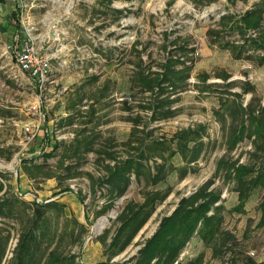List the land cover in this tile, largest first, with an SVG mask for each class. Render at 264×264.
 Returning a JSON list of instances; mask_svg holds the SVG:
<instances>
[{"label":"rangeland","instance_id":"1","mask_svg":"<svg viewBox=\"0 0 264 264\" xmlns=\"http://www.w3.org/2000/svg\"><path fill=\"white\" fill-rule=\"evenodd\" d=\"M260 1L113 0L107 6L102 0H16L13 19L20 29L19 41L27 40L28 30L34 46L50 58L51 71L49 82L40 93L23 74L20 77L25 85L9 78L11 65L5 66L6 60L0 59V75L3 72L6 82L7 78L12 81L15 92L11 109L4 107L9 105L4 101L6 97L0 100V110L10 112L0 120V146L13 151L10 160L0 157V174L13 187L21 174L26 177L31 188H24L26 191L22 193L31 190L36 196L57 189L45 199L37 198L51 201L50 197L59 195L57 200L63 198L67 207L66 215L77 218L79 213L86 231L82 244L73 250L75 264H111L98 237L104 230H109V238L115 233L120 225L117 216L128 203L141 204L145 189L170 188V194L162 203H156L130 245L111 262L124 264L135 255L180 198L190 195L216 174L219 159L247 164L255 170L264 167V148L261 151L256 148L260 142L254 144L244 138L233 149L228 148L231 117L224 106L232 101L243 106L251 104L255 110L264 106V65L256 63L261 51L247 45L235 58L225 44L239 46L241 35L232 23L220 25L223 16H233L236 22ZM209 30L218 33L209 35ZM246 33L248 38L256 36L254 31ZM168 61L176 69L187 67L189 77L181 88L168 89L159 97L173 100L169 104L173 114L152 120L150 109L140 106L153 101L155 96L140 93L136 72L140 67L162 72ZM224 76L227 79H222ZM243 88L252 91L244 94ZM234 92L238 95H231ZM33 105L45 111V121L38 123L36 113L29 110ZM128 105L132 108L127 109ZM236 118L240 125L241 113ZM136 120L139 140L167 141L181 129L202 124L205 131L201 156L190 165L183 179H179V171H174L164 181L146 185L142 177L138 181L131 176L125 194L110 203L105 166L137 154L135 149L122 145ZM25 128L37 131L27 144L23 141ZM84 138L93 142L90 151H83ZM80 141V152H76ZM168 148L166 143L162 151L167 154ZM52 149L53 155L46 159ZM154 160L160 162L155 158L149 163ZM24 162H32L28 166L44 164L43 171L30 172L40 177L30 179L25 174ZM170 162L176 167L184 165L178 154ZM47 172L52 174L50 179L43 177ZM214 178L225 208L223 227L235 239L228 242L222 257L212 258L211 249L193 238L182 250L180 259L186 261L202 253L209 264H246L249 259L264 262V225H259L264 186L250 193L244 211L239 212L234 209L238 201L233 182L224 180L223 171ZM17 191L11 187L8 198H16ZM104 207L109 208L103 215L95 216ZM0 226L10 232L2 261L9 264L19 228L12 219L0 221Z\"/></svg>","mask_w":264,"mask_h":264},{"label":"trees","instance_id":"2","mask_svg":"<svg viewBox=\"0 0 264 264\" xmlns=\"http://www.w3.org/2000/svg\"><path fill=\"white\" fill-rule=\"evenodd\" d=\"M112 1L102 0L107 6H110ZM212 1L214 0H208V3ZM263 14L264 1L261 0L245 11L236 22L233 16L221 18L220 25L232 23L241 35L242 44L239 46L233 43L225 44L235 58H238L242 49L249 45L261 51V55L256 58V63L264 65ZM248 31H254L256 36L248 38L246 36ZM214 33L218 32L208 31L209 35ZM188 77L187 67L176 69L169 61L163 65L162 72H150L140 67L136 72L140 93L155 96L153 101L142 103L141 109H150L152 120H162L171 116L173 112L169 104L173 100L159 97L168 89L176 91L177 88H181ZM218 77L221 76L218 75ZM222 79H227V76ZM251 91V88L242 89L244 94ZM231 95L238 94L234 92ZM226 104L225 109L231 117L228 148L233 149L236 143L248 138L254 144L257 141L260 142L256 148L258 151L263 150L264 106L255 110L251 108V104L243 106L235 101H232V104ZM131 108L132 105L127 106V109ZM240 113L241 124L238 125L236 115ZM6 115L8 113L0 114V118L4 119ZM135 122L132 124L129 138L122 145L128 149H135L137 154L127 155L122 160L112 164L109 162L105 166L107 171L105 181L110 186V203L125 194L131 183V176L138 181L142 177L146 185H156L174 171H179V179H183L190 165L197 162L201 156L204 145L202 137L205 131L202 124L181 129L166 141L159 138L139 140V124L137 120ZM143 132L145 133V130ZM81 141L85 147L83 151H90L93 142L85 141V138ZM81 141L76 145V152H80L78 148L82 144ZM166 143L169 144L167 154L162 151ZM51 151L54 149L45 155L46 159L53 155ZM12 154L13 151L0 146V157L10 160ZM176 154L181 157L183 166L176 167L169 163ZM107 155L109 159L112 158L109 154ZM155 158L160 159V162L154 160L153 164H150V160ZM31 164L24 162L23 166L26 165L25 174L34 180L40 176L31 175L30 172L43 171L44 164L33 163L34 165L28 166ZM220 171H223L224 180H230L234 184L238 201L234 208L236 211L243 212L250 193L256 187L264 186V167L255 170L247 164L219 159L216 174L190 195L181 197L171 214L161 219L153 235L141 243L137 253L124 261V264H209L204 261L202 253L186 261L180 259L182 250L196 237L205 247L211 249L212 258L222 257L226 253L228 242L234 241L235 238L223 227L225 208L222 204L221 190L214 186V177ZM43 177L50 179L52 174L47 172ZM4 181V176L0 174V221L12 219L16 221L19 228L17 244L9 264H75L73 250L82 244L86 231L84 223L79 222L75 216L66 215L65 206L56 201L37 203L36 201L28 202L19 197L8 198L11 188L9 183ZM142 193L144 201L141 204L128 203L117 216L116 220L120 225L115 233L109 238V230H104L98 237L102 246L105 247L108 263L117 264L111 261L130 245L154 211L156 203H162L169 196L170 188L158 191L145 189ZM108 208L104 207L95 216L103 215ZM259 210L261 214L259 225L262 226L264 225V201L259 204ZM9 234L8 230H3L0 226V264L5 257ZM246 264H264V262L249 259Z\"/></svg>","mask_w":264,"mask_h":264},{"label":"built area","instance_id":"3","mask_svg":"<svg viewBox=\"0 0 264 264\" xmlns=\"http://www.w3.org/2000/svg\"><path fill=\"white\" fill-rule=\"evenodd\" d=\"M27 40L20 43L19 34L17 33L12 37L7 50L11 54V68L9 69L8 77L11 78L15 83H18L20 86L23 84V80L20 77V74H23L27 77L28 82L31 86H35V89L40 93L45 88L46 84L49 82L50 77V58L40 51V48H36L32 42L29 31L27 30ZM33 110V114L36 113L38 117V123L42 120L45 121L46 113L41 111L38 106H31L29 110ZM24 144H27L32 140L36 135V130L30 128L24 129ZM20 158L18 162H20ZM17 197L25 199L27 195H30V192L22 193L17 192ZM34 201L37 203L48 202V200L41 201L37 197H34Z\"/></svg>","mask_w":264,"mask_h":264},{"label":"crops","instance_id":"4","mask_svg":"<svg viewBox=\"0 0 264 264\" xmlns=\"http://www.w3.org/2000/svg\"><path fill=\"white\" fill-rule=\"evenodd\" d=\"M16 9H17L16 0H0V59L2 58L3 61L6 60L5 64H4L5 66L11 65V54L7 50V47H8L13 36H15L17 33L20 36V32H19L20 29H18L17 23L13 19V17L16 15V14L14 15ZM1 63H2V61L0 60V64ZM7 79L9 81L6 82V79L3 76V72H1V75H0V100H3V98L6 97L7 100L4 99V101L9 103V105L4 106V107L6 109L7 108L11 109L12 106L10 104H15V102H14L15 92H13V89L11 88V85L13 84V83H11L12 81L9 78H7ZM2 113L7 114L10 112H4L3 110H0V114H2ZM0 120H1V118H0ZM11 187H12V190H18L20 192H23V191H26L24 188H26V189L31 188V182L26 177L23 178V175L21 174L19 176L17 186L13 187L11 184L10 188ZM56 191H57V189H54L53 191H50V192L42 191L40 193V195L36 194V196H35V195H33L34 193H31V190H29L30 195H27L25 197V199H23V200L28 201V202H33L34 197H37V196L40 199H43V198L45 199L52 192L55 193ZM50 198H51V201H56V202H59V203L65 205L64 202L61 200L63 198H61L60 200H57V198L59 199V195H55L54 197H50ZM76 207L79 209L78 205ZM66 209H67V207H65V213L67 214ZM71 209L73 210V207H71ZM82 213H81V215H82ZM83 215H84V213H83ZM77 220L81 223H84V221L81 219V216L79 215V213L77 215ZM259 262H261V261H259Z\"/></svg>","mask_w":264,"mask_h":264},{"label":"bare ground","instance_id":"5","mask_svg":"<svg viewBox=\"0 0 264 264\" xmlns=\"http://www.w3.org/2000/svg\"><path fill=\"white\" fill-rule=\"evenodd\" d=\"M102 226V225H101Z\"/></svg>","mask_w":264,"mask_h":264}]
</instances>
